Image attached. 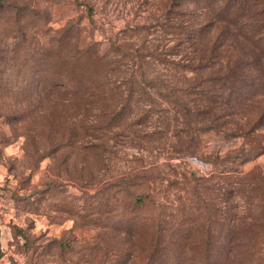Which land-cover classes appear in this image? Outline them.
<instances>
[{"label": "rangeland", "instance_id": "374dc122", "mask_svg": "<svg viewBox=\"0 0 264 264\" xmlns=\"http://www.w3.org/2000/svg\"><path fill=\"white\" fill-rule=\"evenodd\" d=\"M241 5L0 0V264H264V49L236 113L179 102V14Z\"/></svg>", "mask_w": 264, "mask_h": 264}, {"label": "trees", "instance_id": "16d2710c", "mask_svg": "<svg viewBox=\"0 0 264 264\" xmlns=\"http://www.w3.org/2000/svg\"><path fill=\"white\" fill-rule=\"evenodd\" d=\"M246 9L241 5L238 9L241 16L228 21L221 18L220 12L207 20L187 10L179 14L182 19L176 28L179 29L178 45L181 47L176 54L183 53L181 66L198 73L196 85L192 83L191 88H197L194 93L199 96L193 105L189 101L179 102L187 115L197 110L196 120L203 127H209L229 114L221 112L225 109L237 112L231 111L230 99L241 93L243 83L249 78L247 67L250 62L243 53L246 42L264 49V7L255 8L254 14L247 18L243 16ZM169 27L174 28V24Z\"/></svg>", "mask_w": 264, "mask_h": 264}, {"label": "built area", "instance_id": "2783aa9c", "mask_svg": "<svg viewBox=\"0 0 264 264\" xmlns=\"http://www.w3.org/2000/svg\"><path fill=\"white\" fill-rule=\"evenodd\" d=\"M199 169H200L199 171L202 172L203 174H208L211 172L212 167L209 164L207 165L203 164L202 166L199 167Z\"/></svg>", "mask_w": 264, "mask_h": 264}]
</instances>
